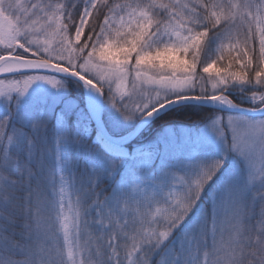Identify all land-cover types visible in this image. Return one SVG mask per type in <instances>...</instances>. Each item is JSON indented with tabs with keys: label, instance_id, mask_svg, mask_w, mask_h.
Instances as JSON below:
<instances>
[{
	"label": "snow or ice",
	"instance_id": "6c2138e0",
	"mask_svg": "<svg viewBox=\"0 0 264 264\" xmlns=\"http://www.w3.org/2000/svg\"><path fill=\"white\" fill-rule=\"evenodd\" d=\"M0 264H264V0H0Z\"/></svg>",
	"mask_w": 264,
	"mask_h": 264
},
{
	"label": "trees",
	"instance_id": "16d2710c",
	"mask_svg": "<svg viewBox=\"0 0 264 264\" xmlns=\"http://www.w3.org/2000/svg\"><path fill=\"white\" fill-rule=\"evenodd\" d=\"M206 114V113H205ZM189 116L191 117L189 119ZM167 120H174L175 122L179 123L181 121L185 123H198L199 122V117L196 115H193L191 113H185L184 115H176V116H168L165 117ZM163 123V121L157 122L156 125H153L151 128L145 129L143 131V135L141 136V139L145 142L151 141L159 136L162 135V128L160 127V124Z\"/></svg>",
	"mask_w": 264,
	"mask_h": 264
},
{
	"label": "rangeland",
	"instance_id": "374dc122",
	"mask_svg": "<svg viewBox=\"0 0 264 264\" xmlns=\"http://www.w3.org/2000/svg\"><path fill=\"white\" fill-rule=\"evenodd\" d=\"M213 71H215V69H213Z\"/></svg>",
	"mask_w": 264,
	"mask_h": 264
}]
</instances>
